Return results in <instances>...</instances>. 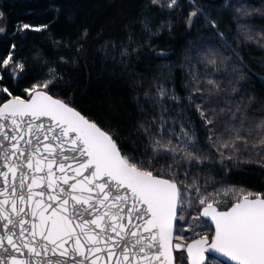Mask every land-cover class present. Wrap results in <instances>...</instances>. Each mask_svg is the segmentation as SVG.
<instances>
[{"label":"snow or ice","instance_id":"6c2138e0","mask_svg":"<svg viewBox=\"0 0 264 264\" xmlns=\"http://www.w3.org/2000/svg\"><path fill=\"white\" fill-rule=\"evenodd\" d=\"M189 9L188 35L203 19L209 33L190 41L179 67L177 94L169 74L147 85L137 81L138 119L121 133L105 128L76 106L59 66L29 76L17 44L0 55V264H264V191L237 186L234 169L264 170V92L245 87L264 81L242 50L264 51V5L224 0L235 22L221 30V11L199 0H144L119 44L105 40L96 51L105 61L131 67L152 38L173 30L172 15ZM58 11V10H57ZM0 11V22L6 21ZM159 19V23L154 21ZM48 24L17 25L12 34L47 31ZM7 34V26H0ZM84 29L73 41L87 54ZM56 48L68 47L49 36ZM38 59V58H36ZM60 64L71 61L60 57ZM87 61H85V66ZM264 71V63L261 64ZM142 90V95L141 91ZM195 113L196 119L192 118Z\"/></svg>","mask_w":264,"mask_h":264},{"label":"trees","instance_id":"16d2710c","mask_svg":"<svg viewBox=\"0 0 264 264\" xmlns=\"http://www.w3.org/2000/svg\"><path fill=\"white\" fill-rule=\"evenodd\" d=\"M144 0H0V11L6 14V21L0 22L7 26V34H0V55L6 54V42L17 44L18 58L28 61L29 76L39 75L47 69L42 68V63L47 60L52 66H59V71L64 74L68 82L67 87L53 89L67 97L75 95L76 106L88 116L97 120L101 126L121 133L126 132L131 122L138 119L137 110L133 101V88L137 81L145 85L154 77L168 75V68L172 66V79L177 94L186 95L183 89L184 71L179 67L183 59V52L190 41L198 37L209 35L203 28V19L197 22L192 34L188 35L185 18L189 9L183 13L172 15L173 30H165L159 37L152 38V45L156 51L164 50L171 55L170 60L153 59V53L145 50L139 58L133 57L131 67H125L118 62L105 61L103 54L96 49L107 39H114L117 44L126 35V25L134 21V32L141 43L145 37L140 34L138 23L141 5ZM207 7H215L221 11L217 16L212 12L213 18L218 19L221 30L231 32L229 43L235 47V22L230 10H223L224 0H199ZM236 0H233L235 3ZM255 7L264 5V0H244ZM186 3V0H182ZM58 10V11H57ZM28 23L34 26L48 24L47 31L35 33L28 31L12 35L19 24ZM159 23V19L154 21ZM250 23L257 27H264V19L254 18ZM84 29L88 30V37L82 41L86 49L84 53L77 54L72 43L79 39ZM63 40L68 47L56 48L49 36ZM244 62L257 73L264 76L261 64L264 63V51L255 45L245 46L242 50ZM69 61L78 59L75 67L71 63L60 64V57ZM38 58V59H36ZM85 61L87 64L85 66ZM258 95L264 92V81L253 79L245 85ZM141 95H142V90ZM195 120V113H192ZM237 186L250 191H264V170L258 167L234 169L231 177Z\"/></svg>","mask_w":264,"mask_h":264},{"label":"rangeland","instance_id":"374dc122","mask_svg":"<svg viewBox=\"0 0 264 264\" xmlns=\"http://www.w3.org/2000/svg\"><path fill=\"white\" fill-rule=\"evenodd\" d=\"M0 26H4V24L0 23Z\"/></svg>","mask_w":264,"mask_h":264}]
</instances>
